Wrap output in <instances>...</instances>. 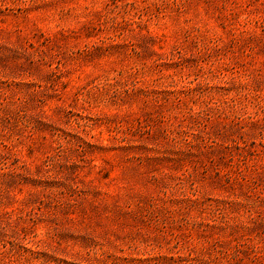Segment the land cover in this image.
I'll use <instances>...</instances> for the list:
<instances>
[{
  "label": "rangeland",
  "instance_id": "obj_1",
  "mask_svg": "<svg viewBox=\"0 0 264 264\" xmlns=\"http://www.w3.org/2000/svg\"><path fill=\"white\" fill-rule=\"evenodd\" d=\"M0 264H264V0H0Z\"/></svg>",
  "mask_w": 264,
  "mask_h": 264
}]
</instances>
